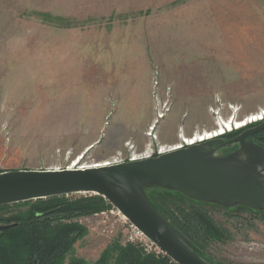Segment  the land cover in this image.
<instances>
[{"label": "rangeland", "instance_id": "374dc122", "mask_svg": "<svg viewBox=\"0 0 264 264\" xmlns=\"http://www.w3.org/2000/svg\"><path fill=\"white\" fill-rule=\"evenodd\" d=\"M164 103L170 112L153 140L148 134ZM263 109L264 0H0V173L168 148ZM143 190L156 206L208 211L221 231L200 249L213 264H264V209L202 202L161 185ZM105 200L104 209L62 221L82 231L59 264L101 257L118 264L128 245L143 256L166 255L146 251L131 222ZM38 203L1 205L0 217L27 216Z\"/></svg>", "mask_w": 264, "mask_h": 264}, {"label": "water", "instance_id": "95a60500", "mask_svg": "<svg viewBox=\"0 0 264 264\" xmlns=\"http://www.w3.org/2000/svg\"><path fill=\"white\" fill-rule=\"evenodd\" d=\"M255 123L217 147L211 146L216 137L157 157L111 166L2 172L0 206L94 193L112 203L177 264H213L157 211L143 187L161 185L202 202L226 207L241 203L264 209V148L250 140L264 129V120ZM232 144H238L236 151L226 156L216 154L220 147ZM4 227L0 225V229Z\"/></svg>", "mask_w": 264, "mask_h": 264}, {"label": "trees", "instance_id": "16d2710c", "mask_svg": "<svg viewBox=\"0 0 264 264\" xmlns=\"http://www.w3.org/2000/svg\"><path fill=\"white\" fill-rule=\"evenodd\" d=\"M233 133L230 132V135ZM252 138L264 147V129ZM62 197L64 196L37 199L40 203L33 206L29 214L24 217H0V225L5 226L0 229V264H59L61 256L71 248L82 231L78 225L64 224L62 221L104 209L107 203L103 196L97 194L76 200ZM150 201L157 211L195 247L197 253L211 262L203 256L200 245L215 230L220 232L221 228L216 226L208 211L199 204L186 208L178 204L170 207L162 201H159L160 206H156L154 201ZM69 264L86 263L76 258ZM95 264H107V257H101ZM118 264L177 263L168 255L159 258L153 255L143 256L139 249L128 245L122 248Z\"/></svg>", "mask_w": 264, "mask_h": 264}, {"label": "built area", "instance_id": "2783aa9c", "mask_svg": "<svg viewBox=\"0 0 264 264\" xmlns=\"http://www.w3.org/2000/svg\"><path fill=\"white\" fill-rule=\"evenodd\" d=\"M168 112H170V107L168 106V103H164L163 106H161L160 110L157 113L156 120H155L153 126L150 128L148 136H151V137L153 136L152 132L155 130L156 125L160 122V120L165 118V116L168 114ZM152 138L154 140L156 137L153 136ZM200 142H203V141H200ZM191 145L187 144V145H184V147L191 146ZM174 146L175 145H172V146H169L168 148H166V147L164 148L163 146H160L157 148L156 147H150V148H146L144 151H140V152H138L137 150L131 149V151L128 155L127 154L125 155L122 152H120L114 158H112V160L109 161L110 165H108V166L117 165V164L129 162V161H139V160H143V159H149V158L157 157L159 155L175 151L174 149H172ZM180 149H182V148H180ZM68 168H69V166H67L66 168H58V170L68 169ZM131 225L135 230V236L140 237V240L144 243L146 251H148V252H155L156 251L158 253L165 254L141 230H139L132 223H131Z\"/></svg>", "mask_w": 264, "mask_h": 264}, {"label": "bare ground", "instance_id": "6f19581e", "mask_svg": "<svg viewBox=\"0 0 264 264\" xmlns=\"http://www.w3.org/2000/svg\"><path fill=\"white\" fill-rule=\"evenodd\" d=\"M264 110V109H263ZM260 119L264 120V111H259L257 113H253L250 115H247L245 117H243L242 119H238L236 117V115H233L232 117H230L229 119L223 121L222 120V124L219 125V128L215 131L212 132H208L206 134L203 135H198L199 137H194V138H183L184 141H182L180 144H176L172 149L174 150H178L180 148H184V145H195L197 143H199L200 141H208V140H212L216 137L225 135V133H227L230 130H234V129H239L242 128L243 126L245 127V125H249V123H253L255 122H259L262 121ZM259 120V121H258ZM254 122V123H255ZM208 137V138H207ZM202 143V142H200ZM84 158V157H83ZM82 156H79L78 159H76V162L74 165L69 166L68 169H87V168H93V167H101V166H108L110 165V162H95L92 164H84L83 166L81 165V161L83 160ZM58 169V168H56Z\"/></svg>", "mask_w": 264, "mask_h": 264}]
</instances>
